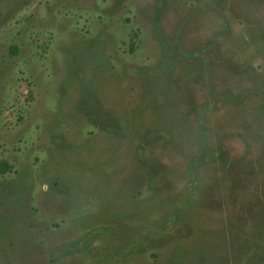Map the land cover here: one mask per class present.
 <instances>
[{
  "label": "rangeland",
  "instance_id": "rangeland-1",
  "mask_svg": "<svg viewBox=\"0 0 264 264\" xmlns=\"http://www.w3.org/2000/svg\"><path fill=\"white\" fill-rule=\"evenodd\" d=\"M0 264H264V0H0Z\"/></svg>",
  "mask_w": 264,
  "mask_h": 264
},
{
  "label": "trees",
  "instance_id": "trees-1",
  "mask_svg": "<svg viewBox=\"0 0 264 264\" xmlns=\"http://www.w3.org/2000/svg\"><path fill=\"white\" fill-rule=\"evenodd\" d=\"M10 168V164H8L4 160H0V174L5 173Z\"/></svg>",
  "mask_w": 264,
  "mask_h": 264
}]
</instances>
